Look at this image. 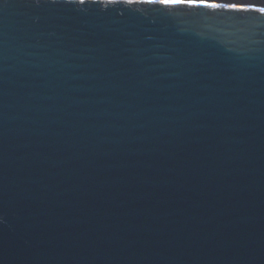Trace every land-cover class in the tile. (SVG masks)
Here are the masks:
<instances>
[{
  "label": "water",
  "instance_id": "95a60500",
  "mask_svg": "<svg viewBox=\"0 0 264 264\" xmlns=\"http://www.w3.org/2000/svg\"><path fill=\"white\" fill-rule=\"evenodd\" d=\"M0 264H264V15L0 0Z\"/></svg>",
  "mask_w": 264,
  "mask_h": 264
},
{
  "label": "snow or ice",
  "instance_id": "6c2138e0",
  "mask_svg": "<svg viewBox=\"0 0 264 264\" xmlns=\"http://www.w3.org/2000/svg\"><path fill=\"white\" fill-rule=\"evenodd\" d=\"M83 3V0H80ZM113 2V0H106ZM127 3H144L148 5H159L164 10L169 9H209V10H226V11H256L264 15V7H252L250 5H238L235 3H220L216 0H125Z\"/></svg>",
  "mask_w": 264,
  "mask_h": 264
}]
</instances>
